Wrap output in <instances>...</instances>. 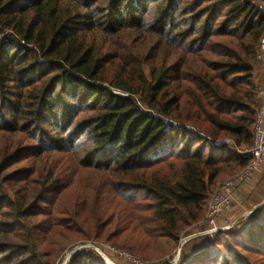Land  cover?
<instances>
[{"label":"trees","instance_id":"16d2710c","mask_svg":"<svg viewBox=\"0 0 264 264\" xmlns=\"http://www.w3.org/2000/svg\"><path fill=\"white\" fill-rule=\"evenodd\" d=\"M263 4L0 0V264H50L35 226L64 228L57 202L87 174L132 234L194 230L225 171L251 163L238 150L253 143ZM82 203L63 215L79 225ZM210 250L195 264H219ZM235 257L222 264H264Z\"/></svg>","mask_w":264,"mask_h":264},{"label":"rangeland","instance_id":"374dc122","mask_svg":"<svg viewBox=\"0 0 264 264\" xmlns=\"http://www.w3.org/2000/svg\"><path fill=\"white\" fill-rule=\"evenodd\" d=\"M257 62V82L258 84L261 82L262 85L263 78H261L260 68L264 65V62L259 61L258 58ZM226 140V142L231 141L230 139ZM209 149L210 147H207V152ZM244 170H226L225 172L227 173L221 176L218 185L213 190L209 205L217 189ZM102 177L100 175L87 174V176L77 178L71 187L61 195L57 202L58 209L65 211L55 210L56 214L53 215L52 219L61 222L64 228L55 229L54 234L49 235L47 229L44 228L43 231L39 227L40 224L37 223L34 231L35 235L40 236V239L46 242L41 247V251L43 254L48 255L41 262L50 264H84L83 260H85L88 264L96 262L97 264H187V262L195 264L202 261L197 258L193 260V256H196L202 249L211 248L209 257H218L219 264L226 263V260L231 258L232 260L236 259L237 257L233 258V256L238 254L242 258L264 263V256L261 253L258 254V251L247 252L244 249L249 247L257 250V246L264 247V214L258 220L257 218L251 219L250 225L242 221L233 223V221L223 216L220 220L221 224H226L224 226L228 225L236 229L226 235H221L212 242L211 239L215 238V236L211 238L199 235L208 229L206 219L209 209L208 205L204 220L187 236L182 237L178 243L170 240H148L125 230L120 219L123 209L119 199L120 196L117 194L115 196L112 191H108L105 188L108 185V181L104 183ZM262 177L259 191L261 197L258 198L259 203L262 202L259 205L260 208L258 207L260 211L264 209V175ZM91 185H96L97 187L103 185V188L96 192V189H88ZM82 196H84V203L78 206L76 210V214L80 217L78 225L74 224L75 222L73 221H69V218L64 216L63 213L73 208L78 200H81ZM46 206V208L49 207L48 205ZM54 217H57V219H54ZM96 217H100L101 221L96 222ZM42 234L44 235L42 236ZM187 239L188 242L181 247Z\"/></svg>","mask_w":264,"mask_h":264},{"label":"built area","instance_id":"2783aa9c","mask_svg":"<svg viewBox=\"0 0 264 264\" xmlns=\"http://www.w3.org/2000/svg\"><path fill=\"white\" fill-rule=\"evenodd\" d=\"M261 9L264 11V5ZM257 58L264 62V36L260 42V52ZM258 100L252 146L246 150H238V154L249 157L251 163L242 173L217 189L207 213L208 229L199 234L200 236L213 238L218 233L227 232L232 228V226H224L226 224H221L220 220L233 204V190L241 184L250 182L264 161V86L258 88ZM225 143L232 144L231 141Z\"/></svg>","mask_w":264,"mask_h":264},{"label":"crops","instance_id":"0c3cea01","mask_svg":"<svg viewBox=\"0 0 264 264\" xmlns=\"http://www.w3.org/2000/svg\"><path fill=\"white\" fill-rule=\"evenodd\" d=\"M261 69V82L258 84V87L264 85V65ZM264 175V164L260 166L259 170L254 175L253 179L248 182L241 184L238 188L233 190V204L231 208L225 212V218L233 221V223H239L240 221L249 218L256 211L259 210V195L260 183L262 182ZM259 207V208H258Z\"/></svg>","mask_w":264,"mask_h":264},{"label":"water","instance_id":"95a60500","mask_svg":"<svg viewBox=\"0 0 264 264\" xmlns=\"http://www.w3.org/2000/svg\"><path fill=\"white\" fill-rule=\"evenodd\" d=\"M186 242H188V240H187V241H185V242L182 244V246H181V247H183V246L185 245V243H186ZM180 251H181V250H180Z\"/></svg>","mask_w":264,"mask_h":264}]
</instances>
